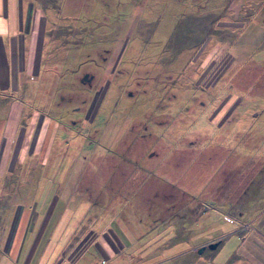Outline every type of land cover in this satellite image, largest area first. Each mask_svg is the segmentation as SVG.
Returning <instances> with one entry per match:
<instances>
[{
  "label": "rangeland",
  "instance_id": "obj_1",
  "mask_svg": "<svg viewBox=\"0 0 264 264\" xmlns=\"http://www.w3.org/2000/svg\"><path fill=\"white\" fill-rule=\"evenodd\" d=\"M24 3L46 75L21 128L55 141L0 193L67 216L57 238L82 220L53 261L264 264V0Z\"/></svg>",
  "mask_w": 264,
  "mask_h": 264
},
{
  "label": "crops",
  "instance_id": "obj_2",
  "mask_svg": "<svg viewBox=\"0 0 264 264\" xmlns=\"http://www.w3.org/2000/svg\"><path fill=\"white\" fill-rule=\"evenodd\" d=\"M24 2L0 0V188L6 187L9 173L24 170L29 158H37L39 153L48 157L55 141L50 117L43 118L44 122H38L35 117V128L30 130V137H25L27 131L21 132L35 121L31 115L26 122L28 127L21 128L27 113L24 99L40 89V85L33 89L31 83L37 79L43 81L42 77L46 75H42L41 70V48L46 36L41 34L45 31V23L37 14L38 7L31 4L26 7ZM24 141L26 150L22 153ZM26 168L28 177L31 168ZM17 181L19 185L26 182L31 185L33 180L28 182L29 179L21 176ZM21 199L12 203L9 202L11 198L7 200L0 193V264H56L53 260L63 252L64 238L71 236L82 220L73 218L72 229L69 222L62 224L59 233L65 232L66 228L67 233L57 238V226L67 216L53 215L51 211L42 216L41 212L35 211L37 203L34 209V201ZM50 248L52 251L48 253ZM92 250L97 253V244ZM55 252L56 255H52Z\"/></svg>",
  "mask_w": 264,
  "mask_h": 264
},
{
  "label": "water",
  "instance_id": "obj_3",
  "mask_svg": "<svg viewBox=\"0 0 264 264\" xmlns=\"http://www.w3.org/2000/svg\"><path fill=\"white\" fill-rule=\"evenodd\" d=\"M215 246H216V245H210V248H215ZM203 249H204V248H203ZM203 249L199 250V253H201Z\"/></svg>",
  "mask_w": 264,
  "mask_h": 264
}]
</instances>
